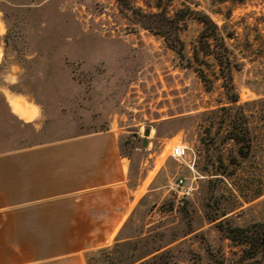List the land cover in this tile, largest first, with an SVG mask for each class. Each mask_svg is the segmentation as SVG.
Segmentation results:
<instances>
[{
	"label": "rangeland",
	"instance_id": "1",
	"mask_svg": "<svg viewBox=\"0 0 264 264\" xmlns=\"http://www.w3.org/2000/svg\"><path fill=\"white\" fill-rule=\"evenodd\" d=\"M203 15L231 81L200 47ZM101 129L138 190L88 264H264L224 231L264 223V0H0V153ZM177 175L195 185L181 201Z\"/></svg>",
	"mask_w": 264,
	"mask_h": 264
},
{
	"label": "crops",
	"instance_id": "2",
	"mask_svg": "<svg viewBox=\"0 0 264 264\" xmlns=\"http://www.w3.org/2000/svg\"><path fill=\"white\" fill-rule=\"evenodd\" d=\"M129 168L111 129L0 153V264H88L134 208Z\"/></svg>",
	"mask_w": 264,
	"mask_h": 264
},
{
	"label": "trees",
	"instance_id": "3",
	"mask_svg": "<svg viewBox=\"0 0 264 264\" xmlns=\"http://www.w3.org/2000/svg\"><path fill=\"white\" fill-rule=\"evenodd\" d=\"M200 21L204 24V28L202 30L201 36H200V47H202V50L207 54H212L214 58L216 59L218 65L220 66V71L222 72V75H224L225 79L227 78L229 81H231V65H230V59L229 56L225 53L227 50V46L225 44V36L220 35L218 32H216L217 27L216 25L208 18L206 15L199 17ZM165 20L172 24L174 22L173 18H170L168 16H165ZM161 26L158 27L155 31L156 33L164 36L165 38H171V43L173 47H177L178 53L182 55V49L183 44L178 37V35L175 33L173 34V37L170 36V32H167V28L169 29V26H166L165 24H160ZM211 26L213 28V31H209L208 27ZM176 41V43L174 42ZM214 46L219 45L220 50L212 48L213 42ZM219 43V44H218ZM238 98L234 96V98H231L230 101L236 102ZM6 102V101H5ZM246 131V129H245ZM239 140V138H237ZM226 232V236L235 242H239L241 244L245 245L244 250L249 252L250 255H255L257 253H260L264 257V223H256L251 224L245 227H239V226H228L224 229Z\"/></svg>",
	"mask_w": 264,
	"mask_h": 264
},
{
	"label": "built area",
	"instance_id": "4",
	"mask_svg": "<svg viewBox=\"0 0 264 264\" xmlns=\"http://www.w3.org/2000/svg\"><path fill=\"white\" fill-rule=\"evenodd\" d=\"M187 153V149L181 145H175L171 149V155L175 159L183 158ZM171 189L176 194L178 200H184L193 195L195 190V185L193 180H187L186 177L182 175H177L173 178V181L170 184Z\"/></svg>",
	"mask_w": 264,
	"mask_h": 264
},
{
	"label": "water",
	"instance_id": "5",
	"mask_svg": "<svg viewBox=\"0 0 264 264\" xmlns=\"http://www.w3.org/2000/svg\"><path fill=\"white\" fill-rule=\"evenodd\" d=\"M148 134H149V130H146V131H145V135H148Z\"/></svg>",
	"mask_w": 264,
	"mask_h": 264
}]
</instances>
